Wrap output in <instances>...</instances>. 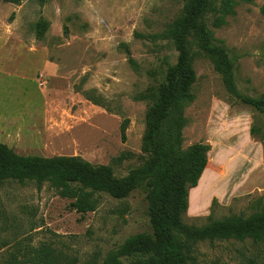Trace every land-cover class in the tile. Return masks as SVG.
I'll return each mask as SVG.
<instances>
[{"label": "rangeland", "instance_id": "1", "mask_svg": "<svg viewBox=\"0 0 264 264\" xmlns=\"http://www.w3.org/2000/svg\"><path fill=\"white\" fill-rule=\"evenodd\" d=\"M186 1L0 0V141L23 155L80 156L111 166L116 177L141 168L150 104L137 96L176 64L178 52L165 34ZM220 3L209 0L203 21L235 61L240 92L263 95L264 0H240L216 28ZM40 22L46 23L41 36ZM188 48L195 98L185 108L181 147L201 142L211 150L183 220L201 226L210 215H248L264 200V139L250 133L257 112L235 102L196 38L189 37ZM72 201L50 183L5 182L0 264L41 246L76 263L102 262L128 237L151 231L143 188L125 199L102 193L96 210L86 213ZM195 256L196 264H264V244L204 241Z\"/></svg>", "mask_w": 264, "mask_h": 264}, {"label": "trees", "instance_id": "2", "mask_svg": "<svg viewBox=\"0 0 264 264\" xmlns=\"http://www.w3.org/2000/svg\"><path fill=\"white\" fill-rule=\"evenodd\" d=\"M1 1L21 4L25 0ZM239 1L221 0L220 14L213 20V26L220 28L226 24L227 16L235 13ZM208 2L186 1L182 14L165 34L178 52L176 64L168 67L159 80L137 96L150 104L142 143L145 161L141 168L128 176L116 177L109 165L94 164L74 155H23L0 141V188L7 181L35 182L39 188L50 183L60 196L72 199V207L81 213L96 210L102 193L125 199L143 188L151 231L128 237L102 262L76 263L61 257L52 248L41 246L21 254L23 257L12 253L3 264H129L124 258H132V264H196L195 252L200 242L250 239L255 244H264L263 198L256 200L255 210L248 215L237 213L222 218L210 215L208 222L201 226L188 225L183 220L189 208L190 190L209 170L211 150L210 144L201 142L186 149L181 147L185 108L195 98L196 71L188 48L189 37L196 38L200 49L212 60L235 102L257 112L250 133L264 139V94L252 97L238 89L235 61L222 40L216 38L214 30L203 21ZM261 11L264 13V6ZM45 29L46 23L40 22L38 35L41 36ZM127 128L128 120L121 126L124 140Z\"/></svg>", "mask_w": 264, "mask_h": 264}, {"label": "crops", "instance_id": "3", "mask_svg": "<svg viewBox=\"0 0 264 264\" xmlns=\"http://www.w3.org/2000/svg\"><path fill=\"white\" fill-rule=\"evenodd\" d=\"M189 196H190V193H189ZM189 206H190V202H189ZM188 210H189V208H188ZM188 212V211H187ZM196 211H194L193 213H195Z\"/></svg>", "mask_w": 264, "mask_h": 264}]
</instances>
